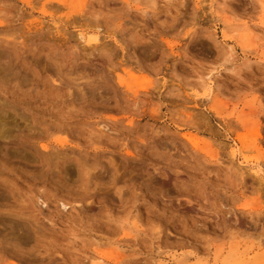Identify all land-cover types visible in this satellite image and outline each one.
<instances>
[{
  "label": "rangeland",
  "instance_id": "rangeland-1",
  "mask_svg": "<svg viewBox=\"0 0 264 264\" xmlns=\"http://www.w3.org/2000/svg\"><path fill=\"white\" fill-rule=\"evenodd\" d=\"M0 264H264V0H0Z\"/></svg>",
  "mask_w": 264,
  "mask_h": 264
},
{
  "label": "bare ground",
  "instance_id": "bare-ground-1",
  "mask_svg": "<svg viewBox=\"0 0 264 264\" xmlns=\"http://www.w3.org/2000/svg\"><path fill=\"white\" fill-rule=\"evenodd\" d=\"M66 203V202H65ZM65 203H62L61 205L63 206V207H65L66 206V204Z\"/></svg>",
  "mask_w": 264,
  "mask_h": 264
}]
</instances>
